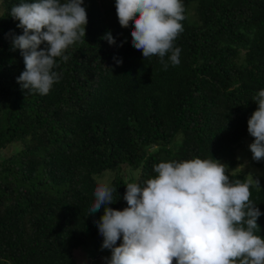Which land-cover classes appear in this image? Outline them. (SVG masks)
Returning a JSON list of instances; mask_svg holds the SVG:
<instances>
[{"label":"trees","instance_id":"trees-1","mask_svg":"<svg viewBox=\"0 0 264 264\" xmlns=\"http://www.w3.org/2000/svg\"><path fill=\"white\" fill-rule=\"evenodd\" d=\"M19 2L0 4V264H80L74 249L103 241L94 221L104 207L87 210L107 171L118 210L126 184L143 185L161 161L213 157L230 179L248 178L236 154L254 141L248 119L264 89V0H182L180 63L167 70L132 45L115 0H84L85 38L57 58L61 79L47 95L16 79L25 64L12 40L23 29L8 13ZM259 187L250 198L264 237V177Z\"/></svg>","mask_w":264,"mask_h":264},{"label":"clouds","instance_id":"clouds-1","mask_svg":"<svg viewBox=\"0 0 264 264\" xmlns=\"http://www.w3.org/2000/svg\"><path fill=\"white\" fill-rule=\"evenodd\" d=\"M83 4L20 0L11 8L8 14L23 29L12 40L25 64L16 78L22 89L47 95L59 82L57 58L66 62L65 52L86 35ZM115 6L121 27L132 22L131 43L144 58L158 56L164 70L169 63L179 65L181 49L174 42L184 30L182 0H115ZM104 38L115 43L110 32ZM253 100L258 107L248 119V132L254 137L253 159L259 161L264 158V89ZM154 172L143 185L126 184L128 206L122 210L108 207L116 187L97 182L87 214L104 207L94 223L103 236L102 249H111L106 264H264V237L257 234L261 212L250 198V189L260 188L258 179L251 174L230 179L227 165L213 157L161 161Z\"/></svg>","mask_w":264,"mask_h":264},{"label":"rangeland","instance_id":"rangeland-1","mask_svg":"<svg viewBox=\"0 0 264 264\" xmlns=\"http://www.w3.org/2000/svg\"><path fill=\"white\" fill-rule=\"evenodd\" d=\"M1 12L2 8L0 6V14ZM13 148L15 147L13 146ZM10 151V149L4 150L2 154ZM236 159L240 160L237 168L244 172L248 177L250 174L254 179H257L258 177V180L264 177L262 176L264 173V158L260 159L259 161L253 159V154L250 150V142H246V144L237 149ZM115 175L116 174L113 171H107L103 174V176L99 177L98 180L111 181ZM102 243L103 241L97 240L93 237H88L84 244L76 247L74 249V253L79 263L93 264L95 259L110 253L111 249H102Z\"/></svg>","mask_w":264,"mask_h":264}]
</instances>
